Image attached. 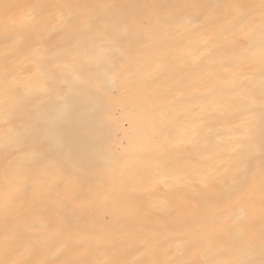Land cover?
Masks as SVG:
<instances>
[{
  "label": "clouds",
  "instance_id": "9594fccd",
  "mask_svg": "<svg viewBox=\"0 0 264 264\" xmlns=\"http://www.w3.org/2000/svg\"><path fill=\"white\" fill-rule=\"evenodd\" d=\"M0 264H264V0H0Z\"/></svg>",
  "mask_w": 264,
  "mask_h": 264
},
{
  "label": "snow or ice",
  "instance_id": "6c2138e0",
  "mask_svg": "<svg viewBox=\"0 0 264 264\" xmlns=\"http://www.w3.org/2000/svg\"><path fill=\"white\" fill-rule=\"evenodd\" d=\"M186 24H187V21H185V25ZM151 39H152V36H151V33H149L147 35V41L144 44L145 47L147 46L148 42L151 41ZM216 43L217 41L215 40L212 31L202 34L199 37V39L195 42V47L190 46L187 49L191 54L192 62L199 61L210 48L216 45ZM181 51H184V49H181ZM165 65H166V59L163 55H161L159 58H157L152 63L151 66L147 68L145 72H143L139 76L138 82L146 85L148 78L151 76V74L157 71L158 69L165 67ZM221 83H225V81L221 78L220 74L218 73L209 74L208 76H206L199 82L198 86L194 90L199 91L201 88L211 87L213 85L221 84ZM226 104L227 102H225L224 104H217L216 107L223 108L226 106ZM189 142H191V140ZM218 163H225V161H219Z\"/></svg>",
  "mask_w": 264,
  "mask_h": 264
}]
</instances>
